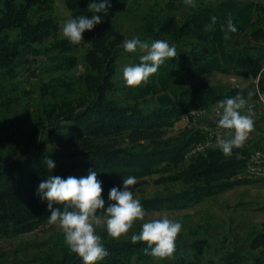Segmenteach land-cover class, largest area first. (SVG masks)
I'll use <instances>...</instances> for the list:
<instances>
[{"label":"trees","instance_id":"16d2710c","mask_svg":"<svg viewBox=\"0 0 264 264\" xmlns=\"http://www.w3.org/2000/svg\"><path fill=\"white\" fill-rule=\"evenodd\" d=\"M52 2L0 0V80L5 75L35 78L40 73L70 69L82 63L86 71L80 78L87 96L63 103L50 123L39 121L33 132L38 145L21 157L0 164V238L32 232L48 221L47 202L41 201L37 189L50 174L67 179L86 176L89 170L96 171L102 183V198L107 202L110 189L123 188V178L138 179L177 168L186 160L190 146L203 138L201 131L183 132L167 146L139 141L148 140L154 131L173 126L192 110L208 109L222 99L239 94L237 87H175L179 76L196 78L213 71L227 73L236 69L240 74L257 77L264 61V24L254 19L259 5L220 0L212 7L200 1L188 10L182 21L173 13L146 15L141 41L166 40L175 46L177 57L166 60L146 84L128 87L123 79L114 80L115 62L122 52L133 64L140 62V56H133L123 48L127 38L115 28L112 11L109 9L106 16L96 14L103 20L83 33L88 47L79 58L74 54L76 45L58 37V22L46 14ZM64 2L71 19L93 15L88 10L92 0ZM177 3L178 0H167L166 6L173 10ZM213 16L217 17L215 30L206 32L205 26L211 24ZM229 16L237 32L231 34L230 40H225L222 25ZM114 91L123 95L125 103L109 96ZM1 95L7 97L0 90ZM147 96L154 97L155 105L143 110L139 104ZM14 102L12 97L3 100L0 116L5 117ZM21 120L22 115L18 113L7 122H0V130H17L15 124ZM122 134L130 145L112 147L97 141L100 137ZM46 144L63 148H42ZM248 147L244 144L234 149L227 158L217 147L190 158V163L177 175L186 187L170 194L139 198L144 211L178 209L239 185L242 180L233 177L243 171ZM48 159L55 163L54 169H48ZM57 207L63 210V206ZM98 215L102 212L98 211ZM101 242L108 255L97 264H146L155 259L144 253L147 245L143 242L132 244L130 238ZM190 245L197 254L207 242L198 239ZM250 246H264V233L256 235ZM174 254L181 264H192L178 245ZM260 262L264 263V259ZM39 264H83V260L67 250L59 258ZM206 264L249 263L244 255L229 252L219 261L211 260Z\"/></svg>","mask_w":264,"mask_h":264},{"label":"rangeland","instance_id":"374dc122","mask_svg":"<svg viewBox=\"0 0 264 264\" xmlns=\"http://www.w3.org/2000/svg\"><path fill=\"white\" fill-rule=\"evenodd\" d=\"M166 1L110 0L113 24L127 39L140 38L143 36L144 18L149 13L158 16L173 13L179 21H182L191 8L186 6L183 0H178L174 9L169 10ZM200 1L212 7L220 2V0H195V3ZM237 1L259 5L254 19L258 23L264 24V0ZM46 14L58 22V37L65 38L63 26L71 19V15L64 0H53L50 10ZM15 33L13 32L12 35L15 36ZM49 41L45 43V46ZM237 41L240 43L242 40L239 37ZM251 43L254 42L251 41ZM87 47L88 43L83 39L79 45H76L74 54L81 58ZM141 54L140 52L132 53L137 57ZM132 61L123 52L120 54L115 62V81L122 79V71L125 66L135 65ZM85 71V65L79 63L70 69L40 73L35 78L5 75L0 80L2 93L15 100L5 117L1 114L0 122H7L18 113L22 115V120L15 124L17 130L2 128L0 130V164L14 157H21L38 145L34 142L33 132L39 121L44 124L50 123L63 103L81 100L87 96L86 88L80 78ZM200 86L237 87L238 95L250 102L256 98L258 92L264 90V61L261 64V73L257 77L240 74L236 69H232L227 73L213 71L196 78L180 75L175 83V87ZM249 91L253 92L251 97L248 95ZM109 96L120 103H125L124 97L119 91H114ZM7 97L1 95L0 103L7 100ZM139 105L143 110H150L155 105L154 97L143 98ZM243 111L246 112L247 109ZM251 111L254 114V128L245 144L249 146V153L257 149L264 151V108L256 106ZM217 119L216 113L212 111L195 115L193 118H187L184 115L173 126L154 131L149 135L148 140L139 142L148 145L160 143L162 146H167L183 132L201 131L204 127L216 124ZM97 141L112 147L130 145L124 134L100 137ZM42 148L61 150L63 146L46 144L42 145ZM189 161V159L184 160L177 168H171L166 172L136 179L137 183L133 186L134 197L139 199L165 195L186 187L177 175L186 168ZM233 178L242 180V183L200 202L189 203L185 207L174 210L145 211V220L137 221L129 234L120 239H129L132 233H138L143 222L167 216L182 224L176 245L187 255V259L192 264H206L211 260L217 262L229 252L244 255L249 264H264L260 262L261 259H264V246L256 248L250 246L256 235L264 233V176L250 175L242 171ZM96 232L101 237V241L110 239L103 224L97 226ZM198 239L205 240L207 245H204L201 251L195 254L190 243ZM67 250L69 249L64 243V235L59 226L49 224L47 221L32 232L1 237L0 264H39L55 260ZM253 258L259 262L257 263ZM146 264L181 263L177 255L174 254L167 260L153 259Z\"/></svg>","mask_w":264,"mask_h":264},{"label":"clouds","instance_id":"9594fccd","mask_svg":"<svg viewBox=\"0 0 264 264\" xmlns=\"http://www.w3.org/2000/svg\"><path fill=\"white\" fill-rule=\"evenodd\" d=\"M186 6L196 7L195 0H183ZM111 8L110 0H92L88 4L91 17L79 16L68 20L63 26V36L70 44L79 45L83 41V33L91 31L100 24ZM217 17H211V24L205 26L206 32L215 30ZM224 39L230 40L231 34L237 32L231 17L222 25ZM123 48L128 53H142L139 63L123 68L122 79L128 87H139L146 84L151 76L157 73L166 60L177 57L176 48L166 40H155L150 44L140 38L125 39ZM253 95L252 91L248 93ZM247 109V111H243ZM216 124L224 130L216 136V147L227 157H231L234 149L241 148L254 128V119L247 100L242 96L222 99L216 105ZM225 135L228 137L225 138ZM49 170L55 168V163L46 161ZM136 177L123 178V188L113 187L108 194L107 202L102 198V183L97 179V172L89 170L86 176L67 179L49 175L37 189L41 201L47 202L50 212L49 224L58 225L64 235V243L69 251L77 254L83 264H97L108 252L97 234V226L104 225L108 237L120 239L129 234L137 221L145 220V211L140 200L134 197L133 186ZM107 203V208L105 205ZM57 205L63 206V210ZM55 206V207H54ZM98 211L102 215H98ZM182 230L180 222L167 216L143 222L138 233H132L130 242H143L146 255L157 260H167L173 257L176 249V239Z\"/></svg>","mask_w":264,"mask_h":264},{"label":"built area","instance_id":"2783aa9c","mask_svg":"<svg viewBox=\"0 0 264 264\" xmlns=\"http://www.w3.org/2000/svg\"><path fill=\"white\" fill-rule=\"evenodd\" d=\"M216 104L211 105L208 109L192 110L187 115V118H193L195 115L205 114L207 111L216 113ZM259 106L264 108V90L258 92L256 98L252 101H248V107L250 109ZM224 130L218 129L217 124H213L201 129L203 138L193 143L186 153V160L196 157L199 154L205 153L207 149L216 148V136L218 133H223ZM226 138V135H225ZM244 168L246 174L264 176V151L257 149L252 152H248L244 157Z\"/></svg>","mask_w":264,"mask_h":264}]
</instances>
